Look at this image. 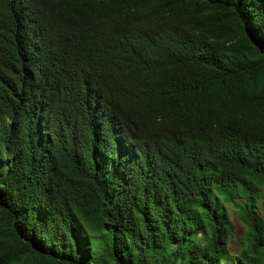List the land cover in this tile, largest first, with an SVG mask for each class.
<instances>
[{"label": "trees", "instance_id": "16d2710c", "mask_svg": "<svg viewBox=\"0 0 264 264\" xmlns=\"http://www.w3.org/2000/svg\"><path fill=\"white\" fill-rule=\"evenodd\" d=\"M263 200L264 0H0V264H264Z\"/></svg>", "mask_w": 264, "mask_h": 264}, {"label": "rangeland", "instance_id": "374dc122", "mask_svg": "<svg viewBox=\"0 0 264 264\" xmlns=\"http://www.w3.org/2000/svg\"><path fill=\"white\" fill-rule=\"evenodd\" d=\"M260 208L261 216L264 217V200L261 202ZM230 216L232 218L234 229L231 233L230 238L228 239V248L231 253L236 254L243 248V235L245 232V228L235 220V216L233 213H230Z\"/></svg>", "mask_w": 264, "mask_h": 264}]
</instances>
